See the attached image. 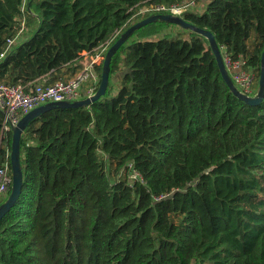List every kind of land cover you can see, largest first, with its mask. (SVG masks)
Returning a JSON list of instances; mask_svg holds the SVG:
<instances>
[{
  "label": "trees",
  "instance_id": "16d2710c",
  "mask_svg": "<svg viewBox=\"0 0 264 264\" xmlns=\"http://www.w3.org/2000/svg\"><path fill=\"white\" fill-rule=\"evenodd\" d=\"M186 1L25 0L23 10L24 0H0V51L23 16L35 20L0 61V80L72 75L82 51L146 16L132 17L143 4ZM181 16L258 78L264 0H203ZM169 24L149 22L119 46L104 95L25 127L0 264H264V96L234 95L208 40L190 29L157 36ZM4 140L10 150L11 132Z\"/></svg>",
  "mask_w": 264,
  "mask_h": 264
},
{
  "label": "built area",
  "instance_id": "2783aa9c",
  "mask_svg": "<svg viewBox=\"0 0 264 264\" xmlns=\"http://www.w3.org/2000/svg\"><path fill=\"white\" fill-rule=\"evenodd\" d=\"M26 8L25 0L22 4ZM203 7V0H188L179 4L165 5L162 3H145L132 15L135 17L154 12H169L180 15L185 10L200 11ZM25 26L23 16L17 31L7 37L5 47L0 51V61L6 53L20 40ZM113 37L98 44L89 53L82 51V57L77 61L79 67L76 72L66 78H57L52 81L37 78L30 83L7 82L0 80V113L1 136L0 145L4 148L0 151V202L8 195L11 185V167L9 153L5 147V137L11 128L16 125L19 118L33 107L48 101L76 100L92 95L97 89L99 75L96 65L102 62L105 51L112 43ZM221 58L227 73L234 86L243 94L252 96L257 90V77L252 66L248 65L245 58L234 57L225 45L218 46ZM131 178H140L135 169H131Z\"/></svg>",
  "mask_w": 264,
  "mask_h": 264
},
{
  "label": "water",
  "instance_id": "95a60500",
  "mask_svg": "<svg viewBox=\"0 0 264 264\" xmlns=\"http://www.w3.org/2000/svg\"><path fill=\"white\" fill-rule=\"evenodd\" d=\"M153 21H167L169 23H175L184 29H190L195 31L202 36H204L209 43L211 51L215 57L217 66L219 71L223 77V80L231 90V92L236 95L238 98L244 100L247 103L255 104L261 101L262 97L264 96V48L261 52L260 56V70L258 73L257 78V90L254 95L249 96L245 95L240 92L231 81L227 70L224 66V63L221 58V53L219 47L215 41V37L211 31L200 28L195 26L190 21L184 19L180 15H175L169 12H154L149 13L146 16L138 19L137 21L128 25L120 34L119 36L108 46L107 50L105 51L104 57L102 59L101 70H100V77L97 89L95 92L90 95L76 100H65V101H48L46 103L37 105L24 113L16 123L11 128V140H10V167H11V185L6 198L0 202V217L14 204L15 200L17 199L22 185V166L20 162V145H21V135L25 127L28 125L30 120L35 116L39 115L40 113L44 112L45 110L59 106H85L90 104L92 101L98 99L102 95L105 94L108 81H109V72H110V61L113 54L119 48V46L124 43L127 38L133 33L134 30L137 28Z\"/></svg>",
  "mask_w": 264,
  "mask_h": 264
},
{
  "label": "rangeland",
  "instance_id": "374dc122",
  "mask_svg": "<svg viewBox=\"0 0 264 264\" xmlns=\"http://www.w3.org/2000/svg\"><path fill=\"white\" fill-rule=\"evenodd\" d=\"M138 17L139 16L137 14L134 18H138ZM163 34H168L170 36H176V35H180V34L187 35V30L180 27L179 25H177L175 23H170L169 25L162 28V30L160 31V33L158 35L160 36ZM114 90H115V87H114Z\"/></svg>",
  "mask_w": 264,
  "mask_h": 264
},
{
  "label": "crops",
  "instance_id": "0c3cea01",
  "mask_svg": "<svg viewBox=\"0 0 264 264\" xmlns=\"http://www.w3.org/2000/svg\"><path fill=\"white\" fill-rule=\"evenodd\" d=\"M34 29H35V20L28 21V23L24 26L20 40L25 39L26 37H29L32 34V32L34 31ZM157 36H159V35H157ZM180 36H185V34H180ZM20 40H18L17 43ZM66 77H68V74H63V78H66ZM41 80L50 81V80H48L47 77H43V78H41Z\"/></svg>",
  "mask_w": 264,
  "mask_h": 264
}]
</instances>
